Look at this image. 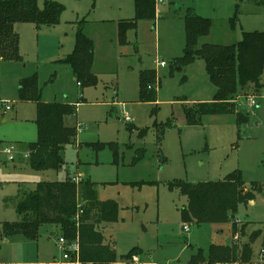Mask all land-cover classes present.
Instances as JSON below:
<instances>
[{
    "label": "rangeland",
    "instance_id": "obj_1",
    "mask_svg": "<svg viewBox=\"0 0 264 264\" xmlns=\"http://www.w3.org/2000/svg\"><path fill=\"white\" fill-rule=\"evenodd\" d=\"M56 1L63 7L59 22L39 27L16 24L20 59H0V264L37 257L42 264L64 260L55 224L40 225L36 240L10 235L4 224L20 221L17 202L24 193L34 191L39 181L61 182L73 176L90 179L100 201L116 204L117 222L106 224L105 230L115 241L117 264H188L198 249L207 255L212 244L228 243L231 224L187 223L185 231L181 208L187 198L169 185L220 181L233 172L240 173L243 181L239 192L250 194L237 208L241 221L236 224L247 226L244 235H236V242H249L259 230L251 248L260 261L264 71L259 87L246 86L236 101L246 121L237 122L235 114H225L204 116L198 124L188 125L185 110L212 102L213 89L201 59L182 67L175 60L184 52V20L189 10L211 21L209 34L198 46L229 45L242 40L244 33L264 32V6L256 0L155 1L154 20L139 21L121 44L118 22L134 18L133 0ZM233 16L236 21L231 28L228 20ZM79 29L93 43L90 84L78 83L65 63ZM146 70L155 75L151 85L155 103L139 97L140 73ZM30 77L36 79L40 101L74 107L65 124L82 126L75 143L65 147L64 164L58 170L36 171L28 165L29 157H23L28 152L20 142L36 139L37 103L18 96L20 81ZM249 99L256 105L249 106ZM92 143L104 147L98 150ZM109 144L117 146V157ZM9 147L14 150L13 161L4 152ZM134 248L139 253L133 261L120 259Z\"/></svg>",
    "mask_w": 264,
    "mask_h": 264
},
{
    "label": "trees",
    "instance_id": "obj_2",
    "mask_svg": "<svg viewBox=\"0 0 264 264\" xmlns=\"http://www.w3.org/2000/svg\"><path fill=\"white\" fill-rule=\"evenodd\" d=\"M135 16L129 21L118 22V42L126 43V34L136 30L139 21H152L155 18V0H133ZM264 6V0H256ZM63 7L56 0H0V59L19 60L18 35L15 25L31 23L55 25L59 22ZM236 16L229 18V26L234 27ZM185 47L183 55L175 60L179 67L186 66L196 59L204 62L206 72L215 93L210 103L197 104L186 109V123L196 125L204 116L235 114L237 122L246 121V115L238 111L237 99L248 85L259 87L264 71V32H247L239 42L221 45L198 42L209 34L211 21L192 13L185 16ZM93 60L92 40L81 32H76L75 45L65 63L72 69L78 83L90 84L94 80L91 72ZM155 81L152 71L140 73L139 97L144 102H156L151 87ZM256 87V88H255ZM34 77L22 79L18 96L21 101L37 103L36 140L26 144L28 165L36 171L58 170L64 164V150L75 143L76 127L65 124V118L74 114V107L61 103L40 101ZM146 130L141 132L144 134ZM101 150L103 144H94ZM117 157V146L109 144ZM178 189L187 198L181 208L184 224H231L230 241L226 244H212L208 254L201 249L191 255L188 264H248L252 259L251 243L261 233L255 231L250 241L239 244L236 235L241 237L247 224L237 225L236 213L239 204L244 203L250 194L239 192L243 187L241 175L233 172L226 178L214 182H178L169 185ZM19 222L5 223L10 235L20 234L27 240H36L40 225L55 224L69 242H76L77 252H71L72 259L80 264H117L118 256L115 241L107 236L106 224L117 222L118 209L113 201H100L95 183L81 179L78 184L70 178L61 182L39 181L34 191L26 192L16 205ZM188 225V224H187ZM139 252L135 248L120 259L133 261ZM260 263L264 264V239L260 251Z\"/></svg>",
    "mask_w": 264,
    "mask_h": 264
},
{
    "label": "built area",
    "instance_id": "obj_3",
    "mask_svg": "<svg viewBox=\"0 0 264 264\" xmlns=\"http://www.w3.org/2000/svg\"><path fill=\"white\" fill-rule=\"evenodd\" d=\"M157 3H161L162 0H155ZM156 64H158L159 66H163L164 63L161 62H155ZM248 105L253 107L256 105V102L254 99H249L248 100ZM3 106L5 108V110H9L10 109V105L6 102L3 103ZM82 129L81 124H77L76 125V131L80 132ZM13 147H9V148H5L4 152L8 155V160L9 161H13L15 159V156L13 155ZM24 158H28V153L23 154ZM71 181L74 182L75 184H78L80 182V178L73 176L70 177ZM237 223H240L239 219H236ZM183 229L185 231H188V227L186 224L183 225ZM58 246L64 251V260L60 263L55 262L53 264H80V262L78 261V259H72L71 257V252H77L78 251V245L76 242H68L63 236L60 235V237L58 238Z\"/></svg>",
    "mask_w": 264,
    "mask_h": 264
},
{
    "label": "crops",
    "instance_id": "obj_4",
    "mask_svg": "<svg viewBox=\"0 0 264 264\" xmlns=\"http://www.w3.org/2000/svg\"><path fill=\"white\" fill-rule=\"evenodd\" d=\"M212 89H213V96H214V93H215V89H214V87H213V85H212ZM238 100V99H237ZM36 127V126H35ZM36 140V139H35ZM34 140V141H35ZM34 141H30V142H26V143H24V142H20L21 144L23 143V144H28V143H31V142H34ZM237 218V217H236ZM238 219V218H237ZM240 220V219H239ZM241 221V220H240ZM220 229V228H219ZM219 233H223V231L222 230H219ZM261 249H259V251H260ZM259 253V252H258ZM254 256V254L252 255V259H251V262L250 263H248V264H262V263H260V261H259V258H257V257H253ZM258 257H259V255H258ZM257 258V259H256ZM8 264H42V263H39V261H38V257L36 258V259H26V260H23V261H20V260H15V261H11L10 263H8ZM53 264V263H52Z\"/></svg>",
    "mask_w": 264,
    "mask_h": 264
}]
</instances>
